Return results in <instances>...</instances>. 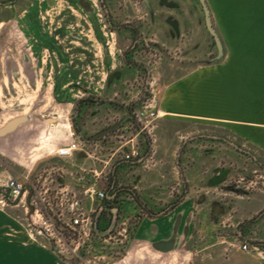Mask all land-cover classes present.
<instances>
[{"label": "rangeland", "instance_id": "obj_1", "mask_svg": "<svg viewBox=\"0 0 264 264\" xmlns=\"http://www.w3.org/2000/svg\"><path fill=\"white\" fill-rule=\"evenodd\" d=\"M206 1L225 42L224 61L218 65L221 105L235 111L236 124H250L254 140L224 129L228 124L221 119L220 128L213 132L206 128L202 137L183 144V148L198 145L201 152L180 157V165L191 168L196 162L208 170L199 185L207 184L213 168L228 169L223 182L207 197L201 196L205 199L227 201L231 191L240 190L245 195L264 194V0ZM89 2L86 9L85 0H53L52 6L46 0H0V128L27 116L12 132L0 136V183L14 177L25 189L21 201L0 203V213L12 212L20 220L10 224L0 217V244L11 235L24 234L51 249L48 240L29 225L32 206L62 232L65 257H60L70 264H105L129 246L130 229L138 220L132 207L112 216L108 229L94 230L88 238L63 228L59 217L69 222L70 202L76 199L85 215L97 218V203L102 200L95 199V212L90 211L84 189L89 185L107 189L114 165L125 153L123 147L129 150L133 145L143 157L152 138L156 145V127L149 133L136 113L146 103L156 108L162 70L173 64L184 71L222 58L216 59L218 49L199 0H188L183 6L182 36L166 40L161 29L146 24L145 37L160 39L163 49L140 51L128 71L122 54L130 50L131 39L108 26L99 0ZM10 3L14 7L7 8ZM134 3L139 7L136 0H112L110 10L119 21H134L138 14ZM121 68L122 77L109 85V76ZM116 123L109 133L89 140ZM76 136L81 150L69 157L55 154ZM129 139L133 141L128 143ZM145 163L151 165L149 159ZM193 175L189 174V184L196 180ZM257 235L252 234L254 240Z\"/></svg>", "mask_w": 264, "mask_h": 264}, {"label": "crops", "instance_id": "obj_2", "mask_svg": "<svg viewBox=\"0 0 264 264\" xmlns=\"http://www.w3.org/2000/svg\"><path fill=\"white\" fill-rule=\"evenodd\" d=\"M6 7L14 5L10 3ZM219 37L223 50L225 42ZM223 56L222 53L218 61L184 71L173 64L169 70L166 67L162 70L164 82L160 85L154 121L157 143L153 149L148 147L143 155L151 165H146V159L121 158L112 171L110 190L113 196L118 193L115 203L120 210L118 215L132 207L138 220L130 229L129 246L118 259L105 264H264V255L260 257L254 251L258 248L264 253L261 246L264 242V194L245 195L241 191H231L227 201L205 199L204 195L207 197L223 182L213 183L222 170L225 179L228 169L213 168L207 184L199 185L208 170L198 167L196 162L191 168H185L179 161L180 157L198 156L201 152L198 145L183 148V144L202 137L206 128L212 132L214 127L220 128L221 119L228 124L222 126L224 129L254 140L250 124L247 121L236 124L235 111L221 105L218 65L224 61ZM169 74L170 78L166 79ZM227 130L224 134L228 135ZM132 141L129 139L128 143ZM123 150L129 151L124 147ZM192 173L196 180L189 184ZM173 180L176 181L173 183ZM86 199L88 209L95 210V200ZM101 203H97L99 211ZM114 208L118 210L117 207L111 209L113 217L116 216ZM0 217L10 224L13 220L20 222L12 212L0 213ZM122 231L125 232V228ZM257 233L258 238L254 240L252 234ZM247 237H252L253 241ZM7 239L0 244V264H70L62 260L50 244L51 249L45 243L31 241L24 234L11 235ZM171 239L173 244L168 249L158 250L152 246L153 242ZM246 241L253 249L251 252L240 248Z\"/></svg>", "mask_w": 264, "mask_h": 264}, {"label": "built area", "instance_id": "obj_3", "mask_svg": "<svg viewBox=\"0 0 264 264\" xmlns=\"http://www.w3.org/2000/svg\"><path fill=\"white\" fill-rule=\"evenodd\" d=\"M137 120L143 125L144 129H148V132L155 127V119L157 118V111L154 105L151 104L145 105L143 110L136 113ZM150 133V132H149ZM152 137V135H151ZM131 143V142H130ZM155 139L152 138L150 143V148H154ZM81 140L78 136L70 140L66 145L57 148L55 154L60 157H69L74 154L75 151L81 150ZM125 160L133 159H142L141 153L139 150L134 148L132 145L129 151H126L123 155ZM145 159V158H144ZM148 161V159H146ZM84 194L90 200L103 199L106 196V192L95 188L93 185H89L84 189ZM25 195V189L23 182L18 178L8 177L0 183V203H15L21 201ZM109 197V196H108ZM78 200H72L70 202L69 211L73 215L69 218V222L64 221L61 217L59 219L65 223L69 228L77 231L78 236H85L88 238L90 234L94 231L96 219L90 217V215H85L82 209L79 207ZM27 207H29L27 205ZM95 212V210H93ZM99 215V210L97 211L96 217ZM29 225L33 226L36 233L45 237L49 244L55 248L57 253L61 256L65 253V241L62 236V232L55 226V224L43 215L38 208H33L30 213V223ZM78 227V230H76ZM240 248L245 252H251L253 249L246 242L241 243ZM255 253L262 257L261 251L256 248ZM65 257V256H63Z\"/></svg>", "mask_w": 264, "mask_h": 264}, {"label": "flooded vegetation", "instance_id": "obj_4", "mask_svg": "<svg viewBox=\"0 0 264 264\" xmlns=\"http://www.w3.org/2000/svg\"><path fill=\"white\" fill-rule=\"evenodd\" d=\"M89 1L92 0H85L86 4H82L86 9L90 8ZM187 1L188 0H136V3H139V7H136V4L134 3L135 10L139 14L135 15L136 20L119 21L118 18H116L117 15L115 16L110 10L112 0H99V3L104 10L108 26L112 27L117 32L122 31L123 33H126L128 35L127 38L131 39L130 50H125L122 54L123 66L127 68L128 71L132 69L130 62L132 57L137 53H140V51L149 52L150 50L156 51L163 49L161 47L163 42L160 39L145 37L143 29L146 24L156 31L161 29V36L163 35L162 37L166 40L178 39L182 36L181 20L184 15L183 6L185 3L187 4ZM46 4L52 6L53 0H46ZM164 9L169 11V13L165 12ZM140 12L143 13L141 14ZM122 73L123 68L112 72L109 76V85L114 80H119L122 77ZM109 105H111V103H109ZM145 105L148 104L146 103ZM128 107L129 109H132L133 105ZM262 212L264 213V210H262ZM262 212L261 215L263 214ZM247 240H252V237H247ZM261 246L264 247V242H261Z\"/></svg>", "mask_w": 264, "mask_h": 264}, {"label": "water", "instance_id": "obj_5", "mask_svg": "<svg viewBox=\"0 0 264 264\" xmlns=\"http://www.w3.org/2000/svg\"><path fill=\"white\" fill-rule=\"evenodd\" d=\"M201 3V6L203 8L204 11V20H205V25L209 31V33L211 34V36L214 39V43L218 49L217 55H216V59H219L222 56L223 50H222V44H221V40L220 37L217 33V31L215 30V28L212 25V20H211V15H210V9L209 6L206 2V0H199ZM27 120V116H19L16 118L11 119L10 121H8L3 127L0 128V136H3L9 132H12L18 125H20L21 123L25 122ZM119 123H116L112 126H109L107 128H104L102 130H100L99 132L93 134L92 136L89 137V140L93 141L96 140L97 138H99L100 136L109 133L110 131H112L114 128H116L118 126ZM142 160V159H141ZM224 170H222L221 175L216 179L215 183H218L222 180H224ZM242 192V190H240ZM109 197H113V195H110ZM116 211V209L114 208V212ZM96 225V223H95ZM173 244V239L168 240V241H156L152 243V246L155 249H168L169 247H171Z\"/></svg>", "mask_w": 264, "mask_h": 264}, {"label": "trees", "instance_id": "obj_6", "mask_svg": "<svg viewBox=\"0 0 264 264\" xmlns=\"http://www.w3.org/2000/svg\"><path fill=\"white\" fill-rule=\"evenodd\" d=\"M115 187V186H114ZM114 187H112L111 189H113V191L115 190ZM106 190V189H105ZM107 190H109V193L106 194V196L102 199V203H101V210L99 211V215L96 219V225L94 227V230H97L99 232L101 231H105L106 229H108V227L111 224L112 221V216H113V212L111 211V209L113 207H117L118 210L116 211V215H118V213L120 212L118 205H115L116 203V197L118 195V193H116L112 198L107 197L110 196L112 194L111 190H110V184L107 186ZM147 209V208H146ZM148 210V209H147ZM149 211V210H148ZM150 212V211H149ZM151 213V212H150ZM109 215V216H108ZM108 216V218H107ZM102 222H104V225H102ZM63 228L68 229V226L61 224ZM57 227V226H56ZM58 228V227H57ZM59 229V228H58ZM63 231V230H62Z\"/></svg>", "mask_w": 264, "mask_h": 264}]
</instances>
